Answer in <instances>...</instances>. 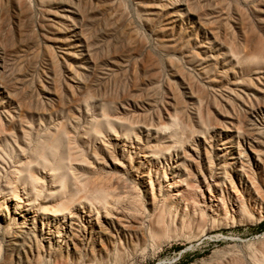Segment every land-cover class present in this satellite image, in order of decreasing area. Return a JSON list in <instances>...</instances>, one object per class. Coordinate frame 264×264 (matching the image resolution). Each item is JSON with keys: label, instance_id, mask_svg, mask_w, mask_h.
Listing matches in <instances>:
<instances>
[{"label": "rangeland", "instance_id": "rangeland-1", "mask_svg": "<svg viewBox=\"0 0 264 264\" xmlns=\"http://www.w3.org/2000/svg\"><path fill=\"white\" fill-rule=\"evenodd\" d=\"M102 188L123 257L41 264H264V0H0V264Z\"/></svg>", "mask_w": 264, "mask_h": 264}, {"label": "bare ground", "instance_id": "bare-ground-1", "mask_svg": "<svg viewBox=\"0 0 264 264\" xmlns=\"http://www.w3.org/2000/svg\"><path fill=\"white\" fill-rule=\"evenodd\" d=\"M111 190L103 188L92 189L90 191L86 190L89 193L86 191V193H84L89 195V198H87L90 199V201H88V205L86 204L88 211L84 210L83 212L80 211V207L78 208V204L76 203L78 201L76 197L80 190L74 193L70 192V198L58 203L56 207L44 208L42 205L38 204L40 205L38 210V208H35L36 206L34 203H30L31 208L25 214H21L26 221L22 227L23 229L21 231L19 230L20 234L15 236L13 241L9 243L11 250L9 251L11 252L9 255V262H17L16 264H32L31 257L36 260L34 263L41 264V262H45V260L50 262L52 258L70 257V255L74 253H84L85 256L87 255V257H89V261L92 263L119 260L122 258L125 253V242L123 239L128 241V237H131L128 233V229L130 228L133 217L130 216L132 215L130 211L127 212L124 209L122 211L120 210L118 213L116 212L121 201ZM86 205L83 206L85 207ZM43 213L51 218L49 217L50 222L48 226L46 225V227L42 226L40 228L37 219ZM81 213H85V215L82 216ZM15 214H19V212ZM129 216L132 217V219ZM4 219L6 220V218H3V215H0V222L4 221ZM83 221L85 225L81 224ZM40 222H42V220ZM2 229L4 230V228ZM3 263L5 264L6 262L3 261Z\"/></svg>", "mask_w": 264, "mask_h": 264}]
</instances>
